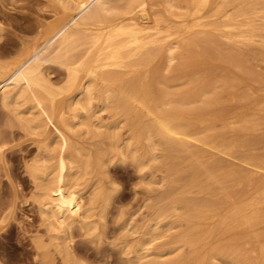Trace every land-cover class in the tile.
I'll return each mask as SVG.
<instances>
[{
    "label": "bare ground",
    "instance_id": "obj_1",
    "mask_svg": "<svg viewBox=\"0 0 264 264\" xmlns=\"http://www.w3.org/2000/svg\"><path fill=\"white\" fill-rule=\"evenodd\" d=\"M54 1L64 9L63 21L38 30L34 40L23 42L17 57L0 64V103L38 145L25 166L44 224V233L32 238V262L58 264V253L66 264H82L75 256V238L82 234L94 240L101 234L112 199L111 164L131 159L143 169L146 138L163 141L168 149L185 147L196 156L192 183L200 184L207 197L184 205L193 210L191 221L199 218L206 224L197 239L206 240L208 254L192 258L191 264H264V151L254 152L257 138H244L234 128L235 115L260 113L264 99L226 83L220 90L209 85L189 94L158 96L140 76L155 58L165 55L173 61L215 38L242 45L257 42L264 31V0ZM47 63L63 69L57 81L46 72ZM96 98L104 101L100 108ZM227 100L250 101L243 104L247 109L232 115ZM198 107L208 110L209 120L194 117ZM106 110L112 119L104 118ZM253 123L256 130L258 121ZM197 124L216 133L197 138ZM191 140L206 146L205 156L191 149ZM9 216L0 212V231ZM160 219L148 227L149 233L167 224ZM193 221L186 235L194 233ZM131 237L121 248L127 253L124 264H144V231L137 240ZM187 241L192 247L197 243L194 237Z\"/></svg>",
    "mask_w": 264,
    "mask_h": 264
},
{
    "label": "rangeland",
    "instance_id": "obj_2",
    "mask_svg": "<svg viewBox=\"0 0 264 264\" xmlns=\"http://www.w3.org/2000/svg\"><path fill=\"white\" fill-rule=\"evenodd\" d=\"M53 1L0 0V64L17 57L23 42L26 44L34 40L38 35V30L60 24L63 21L64 9ZM261 34V37H256L257 42L249 45L224 43L219 38H215L212 43H203L206 46H201L202 43L199 47L194 46L192 52L190 50L192 54L188 52L189 54L179 55L180 57L177 56L173 61L165 55L159 56L152 61V67L149 65L148 68H144V74L143 71L140 72L141 78L144 79L143 85L148 86L158 96H162L165 92L189 94L193 89L197 92L209 85V87L220 90L226 83L234 85L239 90L245 89L244 92L249 89L254 93L253 95L264 99V42H261L264 31ZM167 61H171L172 64L169 66L170 63ZM162 67L165 69L164 71ZM165 67L172 69L170 68L169 71ZM45 70L53 81H57L56 79L62 76L60 74H63V69L54 63L45 64ZM137 77L139 78V75L135 76L136 80ZM151 78L153 79L151 80ZM208 80H210L209 83ZM168 82L171 85L170 88ZM249 101L234 100V103L227 100L224 104L232 113L233 110L247 109L245 105L249 104ZM94 104L100 108L104 101L96 98ZM202 104L203 102H197L195 105ZM199 108H196L194 117L209 120L208 110ZM102 114L105 119L113 118L108 110L103 111ZM247 114L235 115L234 119L240 120L235 122L234 128L236 131L239 130L238 132L246 134L244 138L256 137L257 142L253 151L262 152L264 151V110L260 113ZM245 117L249 122L248 120L245 122L243 119ZM144 120L147 119L144 118ZM257 121L258 128L253 130V122ZM0 122V212L5 211L10 215L5 229L0 231V259L2 264H34L31 260L34 256L32 238L44 233V224L38 203L35 200L36 187L25 166L37 154L38 145L35 142V136L24 127L22 128L13 113L6 111L1 103ZM195 130L197 131L195 136L202 139H207L211 134L216 133L213 130H205L204 126L200 124H197ZM127 131V129L122 130L123 134H126ZM84 137L86 138L84 140L89 141V135ZM145 139L143 169H140L137 164L135 165L131 159H127V162L117 160L114 162L115 164H111L109 175L112 183H110L109 190L112 193V199L105 218L106 222L101 225L102 235L96 236L94 240H91L88 235L76 236L74 252L77 262L82 264H124L127 253L121 248L124 246L125 240L131 236V238L136 237L134 240H137L143 231L144 240H147L145 245L147 249H144V264H191L192 258L196 260L200 259L199 257L207 258L206 240L197 239L203 233L200 230H204L205 222L194 218V221L192 220L195 223L194 233L186 235L187 229L191 226L189 222H192L190 218L193 210L186 208L184 204L196 200L200 202L207 197V193L202 190L200 184L192 183L193 167L198 164L196 156L192 155L185 147L168 149L163 141L154 143ZM190 143L194 144L191 147L192 150L205 156V145L198 140H191ZM200 166L203 169V166ZM201 173L204 178V173ZM176 200H178L179 208L174 206ZM157 218H161L163 224H166L167 221L168 227L165 225L161 228L162 230L149 233L148 227ZM134 226L140 227L139 232H132ZM188 237H194L197 240L195 247L190 246L187 241ZM55 259L58 264H66L61 261V256L58 253H55Z\"/></svg>",
    "mask_w": 264,
    "mask_h": 264
}]
</instances>
